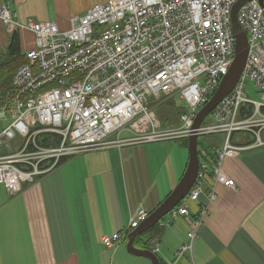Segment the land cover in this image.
Returning <instances> with one entry per match:
<instances>
[{"label": "built area", "instance_id": "2783aa9c", "mask_svg": "<svg viewBox=\"0 0 264 264\" xmlns=\"http://www.w3.org/2000/svg\"><path fill=\"white\" fill-rule=\"evenodd\" d=\"M241 0H106L71 16L61 31L53 22L23 24L9 1L0 0V23L9 33L30 32L34 46L14 75V93L0 109V121L12 122L0 131V185L16 196L54 171L63 161L86 152L198 137L200 159L189 194L168 217L190 219L187 240L170 264L192 256L193 244L216 200V186L235 188L223 163L243 151L264 146V2L248 0L238 21L248 36L244 70L232 92L209 114V124L195 130L200 110L210 101L235 57L231 14ZM256 98L252 97L250 85ZM184 103L181 124L165 128L149 100ZM124 132L128 135L123 136ZM238 133L253 141L235 140ZM116 135V139L110 137ZM219 137L212 149L199 137ZM19 139V146L13 145ZM45 142L41 145L39 142ZM202 195L207 203L197 214L190 203ZM145 210L130 217L123 233L103 237L116 249L140 223ZM193 217V220L191 219ZM163 222V221H162ZM160 223V228L165 223ZM160 240L152 252L160 254Z\"/></svg>", "mask_w": 264, "mask_h": 264}, {"label": "crops", "instance_id": "0c3cea01", "mask_svg": "<svg viewBox=\"0 0 264 264\" xmlns=\"http://www.w3.org/2000/svg\"><path fill=\"white\" fill-rule=\"evenodd\" d=\"M6 1L23 23L28 11L43 0ZM94 4H72L70 15H83ZM11 35L0 23V55ZM19 35L24 53L34 46V39L26 32ZM179 145L86 152L65 160L35 183L24 184L16 196L0 185V264H152L129 254L126 239L116 249H107L102 239L123 233L133 214L141 209L150 214L168 197L187 161ZM158 148L166 154L160 176L152 153ZM6 152L0 149V154ZM223 170L236 186H216L217 199L194 241L192 256L177 264H264V146L225 160ZM206 203L202 195L198 203H190V213L197 214ZM162 223L159 258L170 264L187 240L190 219L168 217Z\"/></svg>", "mask_w": 264, "mask_h": 264}, {"label": "water", "instance_id": "95a60500", "mask_svg": "<svg viewBox=\"0 0 264 264\" xmlns=\"http://www.w3.org/2000/svg\"><path fill=\"white\" fill-rule=\"evenodd\" d=\"M248 0L238 2L231 14L232 31L235 37V57L228 73L223 76L219 87L217 88L210 101L200 110L197 119L194 122V129L197 130L209 114L218 106V104L228 96L237 81L239 80L248 56V36L238 21V11L240 7ZM263 4L264 0H258ZM189 161L185 173L170 195L152 212L148 218L127 236V251L129 254L145 258L152 264H162L160 258L150 250L138 249L135 246L137 237L149 232L164 217H166L175 207H177L184 198L187 197L193 187L200 166L198 153V137L193 135L188 139Z\"/></svg>", "mask_w": 264, "mask_h": 264}, {"label": "rangeland", "instance_id": "374dc122", "mask_svg": "<svg viewBox=\"0 0 264 264\" xmlns=\"http://www.w3.org/2000/svg\"><path fill=\"white\" fill-rule=\"evenodd\" d=\"M67 1H69L70 3H68ZM104 0H43L40 3L36 4V7H34L32 10L30 9L28 11V19L23 21V24H27L29 21H34V22H41L42 19H46L47 21L56 23L60 30H66L69 28V20L71 18L70 13L73 11V5L76 3L75 8L78 5H87V4H94V3H100ZM39 18V19H38ZM32 35V38L34 39V35L30 32H26ZM7 49H4V51H6ZM250 92L252 93V97L256 98V94L254 93V87L251 84L250 85ZM161 100L160 99H152L150 98L149 100V107L152 108L158 119L160 120V122L162 123L163 127L165 128H169V127H175L179 124H181L182 120H181V115L184 113H188V108L184 105L183 102H181L180 100L176 99V101H174V104H171L169 102H165V103H160ZM12 122V119H10V114H8L7 119L1 120L0 121V127L3 125L7 126L10 125ZM210 119L207 118L204 121V125L209 124ZM264 132V131H263ZM128 134L126 132H124L123 137L127 136ZM252 137V139H251ZM264 137V133H262V138ZM219 137H210V136H201L199 137V143L203 146H205L207 149H211L207 146L208 143L212 142L213 140L217 139ZM235 140L239 141H243V142H248L249 141H253V135L248 133H238L235 135ZM264 139V138H263ZM179 141L176 140H172V141H165V142H157V143H149L148 145H155V144H164V143H171L173 145H179L178 143ZM13 145L16 147V149L19 146V139L16 138L12 141ZM183 146L182 148L184 149V152L186 153L185 155L187 156V161H186V165H185V169L183 171V174L181 176V178L183 177L185 170L187 168V164L189 161V152H188V147H187V140L182 142ZM180 146V145H179ZM152 153H154V168H155V172L158 174V176L161 175V172L163 170L164 167V163L166 160V154H165V150L163 148H158V152L156 150H152ZM181 179H179L180 181ZM178 181V183H179ZM177 183V184H178ZM176 184V186H177ZM175 186V187H176ZM174 187V188H175ZM174 190V189H173ZM172 190V191H173ZM171 191V192H172ZM170 195V194H169ZM168 195V196H169ZM167 198V197H166ZM165 198V199H166ZM164 199V200H165ZM163 200V201H164ZM165 218H168L167 216Z\"/></svg>", "mask_w": 264, "mask_h": 264}, {"label": "trees", "instance_id": "16d2710c", "mask_svg": "<svg viewBox=\"0 0 264 264\" xmlns=\"http://www.w3.org/2000/svg\"><path fill=\"white\" fill-rule=\"evenodd\" d=\"M20 42L21 41H20L19 33L18 32L12 33L7 50L5 51V53H2L0 55V109L8 105L9 99L11 98V96L15 91L13 85L14 75L17 72V70L27 62L26 57L23 51L21 50ZM170 103L174 104L173 102ZM184 141L186 140L179 141V143L183 145L182 142ZM39 143L41 145H45L44 141ZM187 147H188V143H187ZM211 149L212 151H210L209 157L212 160H214L215 158L214 146H212ZM161 235H162V230L160 229V223H158L149 232L137 237L135 240V246L138 249L152 251L153 242L156 239L159 240Z\"/></svg>", "mask_w": 264, "mask_h": 264}, {"label": "bare ground", "instance_id": "6f19581e", "mask_svg": "<svg viewBox=\"0 0 264 264\" xmlns=\"http://www.w3.org/2000/svg\"><path fill=\"white\" fill-rule=\"evenodd\" d=\"M264 133V132H263ZM249 136H250V134H249ZM264 138V137H263ZM251 139H252V137H251ZM244 141V140H243ZM249 141V140H248ZM249 143V142H248ZM214 146V145H213ZM226 164V163H225ZM226 169V168H225ZM217 199V198H216ZM161 240V239H160Z\"/></svg>", "mask_w": 264, "mask_h": 264}]
</instances>
